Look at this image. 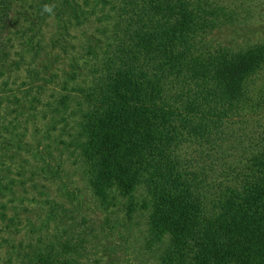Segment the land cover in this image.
I'll return each mask as SVG.
<instances>
[{"label": "trees", "instance_id": "16d2710c", "mask_svg": "<svg viewBox=\"0 0 264 264\" xmlns=\"http://www.w3.org/2000/svg\"><path fill=\"white\" fill-rule=\"evenodd\" d=\"M263 29L264 0H0L4 264H100L113 235L141 264H264Z\"/></svg>", "mask_w": 264, "mask_h": 264}, {"label": "rangeland", "instance_id": "374dc122", "mask_svg": "<svg viewBox=\"0 0 264 264\" xmlns=\"http://www.w3.org/2000/svg\"><path fill=\"white\" fill-rule=\"evenodd\" d=\"M257 16H259V14H257ZM256 19L257 18L253 19L252 23L257 24ZM14 29H16V28L12 27L10 30L13 31ZM244 39H249V42H255L257 40H262V39H264V29L257 32L256 35H254V33H251ZM16 59H17V57H16ZM55 66L56 65H54V68H55ZM20 67H27V65H25V66L20 65ZM57 70L59 71L58 68H57ZM58 71H56V72H58ZM57 74L59 76V73H57ZM2 80H3V77L0 78V83ZM8 81H9L10 85H12L14 83V85H12V87L14 89L17 87V78H16V80L8 79ZM263 83H264V69L256 77L255 83L252 86V89L257 90L260 87V85ZM78 185L80 186V183H76V186H78ZM59 187H60V185H58L56 188L59 189ZM56 188H55V186L49 187V189H56ZM59 193H61V191H57L58 195H59ZM38 199H42V197L38 198ZM75 200L84 202V205L81 204V207L85 208L86 210H87V207H92V209L90 208L89 210L86 211L87 214L91 215V216H89L90 219H88L90 222H91V220H96V221L100 220L102 214L100 212H96V213L92 212V211H94V204L96 203V201L90 196V194L88 193V191L86 189L80 188V189L75 190V198H74V200H71V202L73 201L71 203L72 205L78 203ZM27 214L32 216L33 219H35V216H33L31 214V209H30L29 213H27ZM139 226H140V224H139ZM16 228H17V224H16ZM134 229H136V228H134ZM143 229H144V227L142 225L141 230H143ZM11 235L14 239H17L18 235H17V232L14 231V228L11 229ZM107 238L108 239H106V241L108 244H107V246H105V247H107L106 248L107 252L101 251L102 246L106 245L105 244L106 243L105 238H104L101 241L99 248L97 247V249L95 251L96 253L87 256L89 261H91L93 259H99L100 264H141V263H137L136 258L133 256L131 249L129 250L128 245L125 242L121 241L116 235H113V236L107 237ZM4 239H7V240L9 239L8 231H0V245L1 244L3 246L6 245L3 241ZM9 240H11V239H9ZM0 249L3 250V251L0 250V264H4L3 252L5 249L4 248H0ZM146 264H150V263H146Z\"/></svg>", "mask_w": 264, "mask_h": 264}, {"label": "clouds", "instance_id": "9594fccd", "mask_svg": "<svg viewBox=\"0 0 264 264\" xmlns=\"http://www.w3.org/2000/svg\"><path fill=\"white\" fill-rule=\"evenodd\" d=\"M53 11L52 6H50L49 4H44L43 8H42V13H49L51 14Z\"/></svg>", "mask_w": 264, "mask_h": 264}]
</instances>
